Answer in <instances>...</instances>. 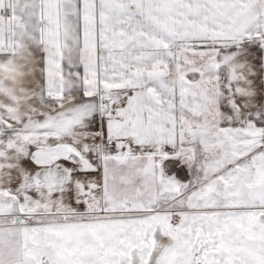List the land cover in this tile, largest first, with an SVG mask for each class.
I'll list each match as a JSON object with an SVG mask.
<instances>
[{"label":"snow or ice","instance_id":"6c2138e0","mask_svg":"<svg viewBox=\"0 0 264 264\" xmlns=\"http://www.w3.org/2000/svg\"><path fill=\"white\" fill-rule=\"evenodd\" d=\"M0 264H264V0H0Z\"/></svg>","mask_w":264,"mask_h":264}]
</instances>
